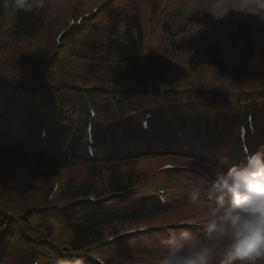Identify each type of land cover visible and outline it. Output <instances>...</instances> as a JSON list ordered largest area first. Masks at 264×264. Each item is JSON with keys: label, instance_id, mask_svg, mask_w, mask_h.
<instances>
[{"label": "rangeland", "instance_id": "1", "mask_svg": "<svg viewBox=\"0 0 264 264\" xmlns=\"http://www.w3.org/2000/svg\"><path fill=\"white\" fill-rule=\"evenodd\" d=\"M168 0H144L138 4V10L144 16L146 20V25L144 27L147 33H154L155 30L159 34L158 36V47L159 56H164L168 60H172L178 63H184L190 56L187 54L189 50H193L194 47L201 43V39L198 38L201 32L202 22H206L204 27V39L202 40L205 46H199L198 52L204 54H211L217 61L221 60L225 65L229 62L232 52L233 43V28L235 23L239 20V15L241 10H236L240 5L236 0H225L222 8L216 7V0H170L175 1L183 7L182 12L176 15V17L171 20L168 18L165 23V28L161 30L153 21L154 15L150 12L152 11V5H156L157 8H161L166 4ZM100 0H44V7L40 8L44 15V29L43 35L37 39L40 45H45L48 51L51 49L52 36H56L59 32L64 29L67 24V15L71 9L75 7V13L78 15L80 13H85L93 10V8L100 4ZM111 2V0H109ZM127 0H121V3L126 4ZM106 4V3H105ZM169 7V6H168ZM167 7V8H168ZM234 12L233 20L230 22V11ZM251 11V10H250ZM253 15V21L251 26V37H250V49L247 54L244 55L240 60L235 63L234 70L242 73L243 83L238 87H258L264 86V20L259 14H255L251 11ZM208 14L213 15V19L208 17ZM105 22L104 20L102 21ZM101 24L98 25L100 27ZM118 33L121 34L123 26L118 25ZM92 33V34H91ZM89 32L88 35L98 36L99 32L95 30ZM84 37H79L73 44L76 48H81V42ZM149 44H154L151 38H146L145 40ZM172 41H176L175 44L179 43L182 52L177 54V57L170 56L167 52L170 49V44ZM71 42H68L70 44ZM27 51H30V43L22 45ZM217 48V49H215ZM197 63H204L202 60L194 59ZM145 164L146 169L149 173H152L159 166V162H142ZM106 174V173H105ZM205 175V171H203ZM85 175V171L76 169H60L54 179H59V182L63 184L70 178L80 179ZM198 180V179H197ZM19 179L12 178L0 183V199L3 202V207L0 210L4 211L8 207L17 208L16 212H21L23 209L34 206L36 204L44 205L47 203L45 197L48 195L50 189V182H46L42 185H35L33 191L24 192L22 191V184H19ZM195 185V184H194ZM148 186H142L140 192L147 191ZM207 197V196H205ZM22 200V201H21ZM48 200V199H47ZM200 212L195 210V207H185L176 210H169V213L158 214L157 217L152 219H141L134 223H126L120 226H116L114 229L119 231L133 230L143 226L154 227L153 230H157L161 224H172L174 222H179L182 219L195 217L200 218L202 209ZM35 212L37 215H43L42 211H31ZM30 212V213H31ZM29 213V214H30ZM195 213V214H194ZM28 214V215H29ZM27 216V215H26ZM46 235H53L55 238L65 236L61 235L62 228L57 225H53L51 222L43 220L40 227ZM153 230H146L144 235L150 234ZM201 227L197 230L200 231ZM113 231V229L111 230ZM33 236L37 234L38 231L33 229ZM109 229H104L105 237L109 235ZM136 236L137 233H133ZM126 236H122L116 239V243H113L106 247L107 253H112L111 258L119 259L120 262L127 264H153V261L157 254H150L143 250L144 243L142 240H136L133 242H126L119 244V242ZM162 239H158L156 236H152V241L157 244L158 247L150 249L151 251L159 252L163 247ZM119 244V245H118ZM114 246V247H111ZM10 261H7L9 264Z\"/></svg>", "mask_w": 264, "mask_h": 264}, {"label": "trees", "instance_id": "2", "mask_svg": "<svg viewBox=\"0 0 264 264\" xmlns=\"http://www.w3.org/2000/svg\"><path fill=\"white\" fill-rule=\"evenodd\" d=\"M112 19L113 25L109 35L106 36L102 42H89V45L94 50H103V53L109 55H115L116 61L121 63L119 67L123 65L128 66V71L132 72L137 69V59L140 55L141 47V28L138 18L135 15H128L127 13L115 14L110 9L108 10ZM44 15L40 9H34L32 12H24L19 10L16 17V30L15 38L20 41L21 37H32L39 28L43 26ZM121 21L125 22L124 29L121 34L118 33V25ZM180 44H172L173 51L178 54ZM48 48L45 45H41L37 51L36 57H31L26 48L22 45H12L5 51V48L0 46V137L15 144H18L17 149H8L4 153H0V176L9 175L24 165L25 156L23 154V148H34L39 156V165L34 170L32 178L37 181H44V184L50 180L55 172L56 168L60 166H67L73 164L75 159H72L76 155L73 152L79 151V145L72 141L69 137L70 126L63 125L60 129H52L51 136L47 140L46 144H39L38 128L41 121V117L37 118L34 122L29 121L27 114L31 111L30 108L35 106L39 109L37 117L41 114V101L38 94L35 97H31L34 83H42L47 87L52 86V82L56 80V77L52 74L47 78V74L44 71L45 61L49 55ZM31 70L36 71V76L31 79ZM119 70L116 73H120ZM114 74V77L116 76ZM143 82L137 83L133 80L127 82L125 80L119 81V86L116 88L118 92L123 94L129 93L131 90L153 91L155 93V102L159 110H165L163 100L165 96L160 93V90L151 84V82L145 81V76L141 75ZM154 75L150 76L152 80ZM46 77V78H45ZM133 81V82H131ZM16 83V89H12L11 84ZM151 84V85H150ZM114 95H118L114 92ZM10 98L11 105L14 106V100H18L22 107L23 119L22 121H16L12 131L8 133L1 132V123L4 122V117L7 112L6 107ZM9 104V103H8ZM144 108H150V103H145ZM93 173L85 181L78 183H72L71 191L75 195L84 194L89 190H97L96 183L100 180L96 177L99 169L93 168ZM125 176H122L119 172L111 171L109 176V185L112 190H119L125 183ZM127 177H131L127 174ZM98 178V179H97ZM34 180V179H33ZM29 185V184H28ZM15 213H18L14 210ZM139 217L134 214L124 213L119 214L112 211H101L99 208L92 204H87L86 211H84L83 217L80 222L72 224V230L74 236L71 240L72 249L75 252H79L85 246L90 244L91 239L97 235H102V230L105 226H110L113 222H126L136 221ZM2 223L0 218V224ZM1 227V226H0ZM82 264H96L94 261L84 258ZM59 264L61 260H59Z\"/></svg>", "mask_w": 264, "mask_h": 264}, {"label": "clouds", "instance_id": "3", "mask_svg": "<svg viewBox=\"0 0 264 264\" xmlns=\"http://www.w3.org/2000/svg\"><path fill=\"white\" fill-rule=\"evenodd\" d=\"M224 2L216 0L215 6L222 8ZM13 3L24 12L45 6L44 0ZM236 10L264 13V0H240ZM209 173L205 174L211 179L207 197L198 189L190 197L202 209L200 218L174 222L198 224L201 230L179 226L170 230L153 264H264V146L254 152L245 149L243 162L217 164Z\"/></svg>", "mask_w": 264, "mask_h": 264}]
</instances>
